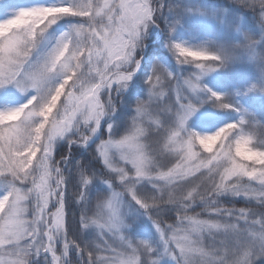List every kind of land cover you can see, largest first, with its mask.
Returning a JSON list of instances; mask_svg holds the SVG:
<instances>
[{"label":"snow or ice","instance_id":"1","mask_svg":"<svg viewBox=\"0 0 264 264\" xmlns=\"http://www.w3.org/2000/svg\"><path fill=\"white\" fill-rule=\"evenodd\" d=\"M156 35L175 67L138 77ZM6 86L29 98L0 107V264H264V0H0ZM209 102L236 119L195 130Z\"/></svg>","mask_w":264,"mask_h":264},{"label":"trees","instance_id":"2","mask_svg":"<svg viewBox=\"0 0 264 264\" xmlns=\"http://www.w3.org/2000/svg\"><path fill=\"white\" fill-rule=\"evenodd\" d=\"M181 36L183 38H186L187 34L181 33ZM163 40L164 38L158 44H150L148 52L146 53V64L142 67L141 71L137 73L138 77L143 76L144 73L147 71V68L150 66L147 61H150L153 56H159L160 59L166 64H168L170 67H175V60L173 56L166 49L163 48ZM238 68V70H235L231 67L228 69L221 70L224 74V77L219 84L220 91L232 92L235 89H244L250 83L256 80L258 71L250 70L248 73H244L239 66ZM134 99L135 96L132 97V100ZM245 99L247 101L245 103V107H248L250 111L255 112L257 114L258 119H264V105L260 103V96L256 93H249ZM222 110L225 112L221 117L210 119L205 122H199L197 124L190 122V124L197 131L212 132L215 131L218 127L222 126L224 123L236 119V113L234 111L227 109Z\"/></svg>","mask_w":264,"mask_h":264},{"label":"rangeland","instance_id":"3","mask_svg":"<svg viewBox=\"0 0 264 264\" xmlns=\"http://www.w3.org/2000/svg\"><path fill=\"white\" fill-rule=\"evenodd\" d=\"M11 2L14 3L16 6H31L34 4L49 3L51 2V0H11ZM194 2L206 3L207 5H216V6L222 5L224 7H229L230 5V0H194ZM236 11H237L236 6L231 7L228 14V19L234 20ZM245 19L247 20L248 17H245ZM56 27L57 26H54V28ZM62 30H63L62 27L57 28V31H62ZM179 35H181V33ZM163 38L164 37L162 35H156L155 37H150V40L154 39L155 41L154 43L158 44L160 43V41H162ZM163 48L166 49L164 46ZM250 65L251 64H244V65H239V67L244 73H248L250 70L256 69L254 66L250 67ZM231 68H234L235 70L239 69L238 65ZM223 77H224L223 72H221V70H218L217 72L210 74L207 77L206 82L208 83L209 87L213 88V90L220 91L219 85L216 83L220 81V79ZM28 98H29V93H21L18 89H16L13 86H6L5 88L0 89V107L18 106L20 104L25 103ZM221 114L222 112L219 109L214 108L209 102L205 104L204 107L200 109V111L191 118L190 122L197 124L202 121L218 118V116Z\"/></svg>","mask_w":264,"mask_h":264}]
</instances>
